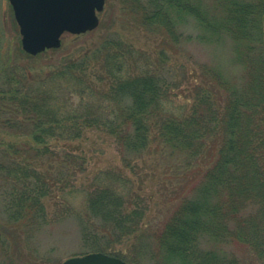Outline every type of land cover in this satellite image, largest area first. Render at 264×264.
I'll return each instance as SVG.
<instances>
[{"label":"trees","instance_id":"trees-1","mask_svg":"<svg viewBox=\"0 0 264 264\" xmlns=\"http://www.w3.org/2000/svg\"><path fill=\"white\" fill-rule=\"evenodd\" d=\"M217 1L222 12H208L197 0H121L139 25L164 33L172 43H180V25L188 17L202 31L200 42L222 44L229 37L237 45L236 59L245 71L241 80L231 82L217 68L205 70L211 79L194 86L188 113L169 109L171 89L179 85L164 70L165 52L153 61L122 39H107L57 62L48 59L40 67L49 69L38 73L29 61L0 60V121L18 136L30 137L34 152L32 170L0 165L1 174L23 183L13 192L17 219L40 223L43 199L57 187L72 186L76 156L61 153L52 143L65 145L96 128L114 137L126 166L154 142L189 161L216 154L191 195L181 198L158 230L142 229L148 204L130 180L116 173L98 178L82 222L90 248L130 264H137L146 250L161 264H244L234 255L203 247L208 240L237 241L264 264V0ZM2 41L0 32V52ZM15 51L31 62L42 55L31 56L20 44ZM95 68L99 75L92 74ZM219 89L225 96L221 100ZM208 140L218 142L217 150L207 149ZM45 157L50 169L44 172L39 167ZM129 238L138 241L131 246L134 255L115 250Z\"/></svg>","mask_w":264,"mask_h":264},{"label":"rangeland","instance_id":"rangeland-1","mask_svg":"<svg viewBox=\"0 0 264 264\" xmlns=\"http://www.w3.org/2000/svg\"><path fill=\"white\" fill-rule=\"evenodd\" d=\"M197 1L208 12H222L223 7L217 0ZM99 19L100 24L95 30L78 36L66 33L62 36L61 47L51 49L57 52L48 50L31 62L18 57L15 50L17 44L21 45L19 26L9 0H0V32L3 35L0 60L11 58L13 61L20 59L23 63L29 61L38 73L39 69V72L49 69L40 67L48 59L52 58V61L57 62L69 55L84 54L95 45L113 38L122 39L146 56H152L153 61L155 57H159V60L160 54L165 52L167 58L163 62L164 70L170 71L174 80L172 83L179 85L171 89L169 104V109L176 114L190 111L195 102L194 86L200 84L202 79H211L204 74L205 70L217 68L231 82L240 81L245 73L240 61L236 59L237 45L229 37H224L222 44L200 42L198 36L202 31L193 18L187 17L181 22L183 37L178 44L172 43L162 32L139 25L136 18L121 4V0H106ZM91 69L92 66L90 72ZM92 74L99 75V69H93ZM219 93L222 94L219 97L221 100L225 96L220 89ZM14 130L0 121V165H20L26 171L29 168L32 170L33 161L29 157L34 153L31 150L33 143L30 137L18 136V131ZM217 143L208 140L207 149H216ZM11 146L14 147L10 149ZM52 148L61 153L68 150L76 156V161L70 168L73 173L70 179L72 186L63 190L57 187L52 195L43 199L45 214L38 224L31 223L28 218L17 219V215L14 216L13 192L22 187L23 183L0 173V264H63L71 257L99 252L90 248V243L83 239L82 222L87 218L89 192L97 187L98 178H104L107 173H116L130 180L132 190L148 204L142 229H160L181 198L191 195L200 176L214 163L216 154L214 151L212 157L211 154H203L200 158L189 161L181 153L170 155L162 144L154 142L139 159L133 161L132 166H126L114 137L96 128L84 130L80 139L65 145L64 142L52 143ZM41 163L40 170L45 172L50 169L47 157ZM24 180L29 182V178ZM136 242L138 241L134 238L122 240L115 245V250L132 256L135 249L131 246ZM141 242L156 243L155 240ZM203 242L204 248H214L234 255L244 264H258L251 250L240 242ZM149 252L152 251L146 250L145 255L140 254L137 264H161Z\"/></svg>","mask_w":264,"mask_h":264},{"label":"water","instance_id":"water-1","mask_svg":"<svg viewBox=\"0 0 264 264\" xmlns=\"http://www.w3.org/2000/svg\"><path fill=\"white\" fill-rule=\"evenodd\" d=\"M25 53L37 56L58 49L64 34L81 35L100 24L106 0H9ZM63 264H129L102 252L71 257Z\"/></svg>","mask_w":264,"mask_h":264}]
</instances>
